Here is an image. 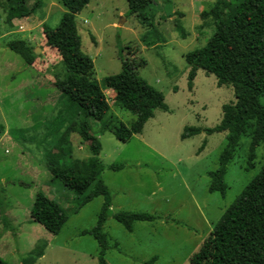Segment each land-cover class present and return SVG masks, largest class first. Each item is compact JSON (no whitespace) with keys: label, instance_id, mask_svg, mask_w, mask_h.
Wrapping results in <instances>:
<instances>
[{"label":"rangeland","instance_id":"1","mask_svg":"<svg viewBox=\"0 0 264 264\" xmlns=\"http://www.w3.org/2000/svg\"><path fill=\"white\" fill-rule=\"evenodd\" d=\"M216 1L153 0V18L142 21L127 14V0H89L76 15L81 49L92 59L101 87L106 76L120 72L125 59L162 93L167 105L126 143L102 132L99 123L91 125L101 162L125 165L101 173L112 212L158 217L135 223L132 232L109 218L104 224L108 264H144L154 256L155 264H191L217 220L209 216L233 203L264 166V144L256 148L249 166L250 136L245 135L227 166L225 196L209 193L208 172L218 167L226 133L180 137L184 127L217 126L222 106L235 101L233 87L218 86L215 75L203 69L188 87L190 68L184 56L212 35L213 17L200 14ZM230 1L233 8L237 0ZM11 6L0 5V257L8 264H97V241L82 232L95 225L103 198L75 212L80 199L46 167L49 160L77 166L90 155V142L80 130L82 115L53 85L60 57L46 47L43 35L44 24L56 27L65 9L59 0H28L25 7L35 6L33 12L17 17ZM13 40H24L43 53H36L29 66L8 48ZM103 90L111 113L129 126L136 116L116 102L113 91ZM38 193L68 215L57 235L30 218Z\"/></svg>","mask_w":264,"mask_h":264},{"label":"trees","instance_id":"2","mask_svg":"<svg viewBox=\"0 0 264 264\" xmlns=\"http://www.w3.org/2000/svg\"><path fill=\"white\" fill-rule=\"evenodd\" d=\"M28 0H5L17 17L33 12L27 9ZM65 11L54 28L44 24L43 35L47 48L60 57V71L55 75L54 87L70 105L82 115L80 130L90 142V155L77 166H62L49 160L46 167L56 180L71 190L79 199L75 212L97 197L103 202L95 225L83 234L91 235L99 246L97 264H108L105 254L109 248L104 224L112 218L127 232L137 222H153L157 216L146 212H112L111 193L103 183L105 168L120 171L125 165H105L99 159L101 147L92 132L93 122L99 123L102 132H110L121 143L142 133L145 123L156 110L166 111L161 92L138 76L134 63L121 59V70L106 76L102 87L94 78L92 59L81 49L76 26V15L89 0H59ZM230 0H217L202 17L212 16L214 30L206 44L185 54L189 66L188 87L198 69L215 75L218 86H232L235 101L222 106V117L213 128L184 127L181 138L186 139L202 132L206 135L226 133V144L218 157V167L208 172L210 193L226 194L225 174L242 137L250 136L249 166L253 167L255 150L264 144V0H237L230 8ZM2 1L0 0V5ZM128 15L139 16L142 21L153 18L150 8L153 0H127ZM12 18V17H11ZM92 41L94 39L92 37ZM8 48L18 54L27 65H32L35 48L24 40H13ZM104 89L115 94L116 102L134 114L135 120L125 125L114 116L107 103ZM249 129H251L250 132ZM203 142L202 147L205 145ZM30 218L52 235L65 225L68 215L53 200L38 193L30 209ZM152 257L144 264H155ZM0 264H8L0 257ZM191 264H264V166L244 187L241 193L222 213L211 232L192 256Z\"/></svg>","mask_w":264,"mask_h":264},{"label":"crops","instance_id":"3","mask_svg":"<svg viewBox=\"0 0 264 264\" xmlns=\"http://www.w3.org/2000/svg\"><path fill=\"white\" fill-rule=\"evenodd\" d=\"M1 1H2V3H3V0H1ZM2 3H1V4H2ZM199 4L201 5L202 2L199 3ZM48 49H49V50H52V51H55V50L50 49V48H48ZM40 51L42 52L41 49H40ZM42 53H43V52H42ZM208 178H209V176H208ZM208 187H209V186H208ZM208 192H209V191H208ZM209 193H210V192H209ZM110 209H111V207H110ZM116 212H117V211H116ZM218 212H219L218 210H217V211L215 210V217H214L213 214H211V215L209 216V218H210V219H211V218H217V220H218V219L220 218V216L222 215V213H223V212H221V213H219V215H218ZM217 220H215V223L217 222ZM211 221H212V220H211ZM215 223H214V224H215ZM214 224H213V225H214ZM212 227H213V226H212Z\"/></svg>","mask_w":264,"mask_h":264},{"label":"water","instance_id":"4","mask_svg":"<svg viewBox=\"0 0 264 264\" xmlns=\"http://www.w3.org/2000/svg\"><path fill=\"white\" fill-rule=\"evenodd\" d=\"M38 52H40V49L39 48H35V53H38Z\"/></svg>","mask_w":264,"mask_h":264},{"label":"built area","instance_id":"5","mask_svg":"<svg viewBox=\"0 0 264 264\" xmlns=\"http://www.w3.org/2000/svg\"><path fill=\"white\" fill-rule=\"evenodd\" d=\"M19 31H22L23 27L21 25L18 26Z\"/></svg>","mask_w":264,"mask_h":264}]
</instances>
